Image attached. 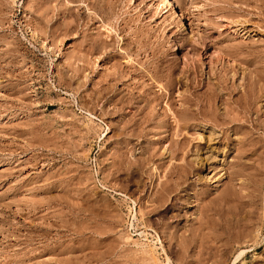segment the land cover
Wrapping results in <instances>:
<instances>
[{
    "label": "rangeland",
    "instance_id": "1",
    "mask_svg": "<svg viewBox=\"0 0 264 264\" xmlns=\"http://www.w3.org/2000/svg\"><path fill=\"white\" fill-rule=\"evenodd\" d=\"M0 264H264V0H0Z\"/></svg>",
    "mask_w": 264,
    "mask_h": 264
},
{
    "label": "bare ground",
    "instance_id": "2",
    "mask_svg": "<svg viewBox=\"0 0 264 264\" xmlns=\"http://www.w3.org/2000/svg\"><path fill=\"white\" fill-rule=\"evenodd\" d=\"M188 104L189 106L187 108H184L181 110L176 109L173 112V116H170L172 118V121H171V126L169 127H170V130L171 129L173 130V134H175L177 138L171 141L166 151L167 153H170L169 159L171 160L176 159L175 160L176 162L172 164L171 168L165 174V179H163L161 183H159V187L154 193L155 197H153L152 199V202H154V204L152 205L150 209V211L153 213L158 214V213L167 212L170 209H173L175 206L174 200H176L175 202L177 203V201H179L182 197L181 192L186 189L185 183L188 181V178L190 177L189 175L192 173L194 174L196 173L197 175L199 170H201V167L203 166V162L200 163L198 159H197L198 161H196L194 158H192V155L196 153L194 152L195 146H198L199 144H197V142H196L197 145L192 144L191 141H193L196 138L190 137V136H193L196 132H198V130H201L198 126L199 123L200 124L205 123V125L207 124L210 127H213L216 125H219V127L226 125L225 120H222L221 118H219L220 115L218 116L214 114L215 110L214 111L212 110L213 114H210L208 112L209 109L207 110V107L211 106L212 104L211 101H207L205 100V98L202 99L199 96V94H197L196 92L194 93V99L190 98ZM194 105L196 107H194ZM225 129L227 130V128H224V130ZM221 133L225 135L226 132L222 131ZM198 139H199L198 141L202 143V138L199 137ZM149 159L150 158H148V160ZM144 165H145V162H144ZM154 165L156 166V164ZM141 167H143V163L141 164ZM160 167L163 168L164 165L161 163ZM155 168L159 170V166ZM160 174H159V178H162L163 175L162 174L160 175ZM188 185L191 186V184H188ZM196 193L200 195L203 192H196ZM183 197H188V196L185 195Z\"/></svg>",
    "mask_w": 264,
    "mask_h": 264
}]
</instances>
